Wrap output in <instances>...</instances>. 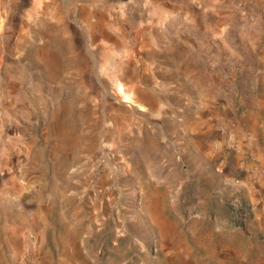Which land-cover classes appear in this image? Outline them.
<instances>
[{
	"label": "rangeland",
	"instance_id": "1",
	"mask_svg": "<svg viewBox=\"0 0 264 264\" xmlns=\"http://www.w3.org/2000/svg\"><path fill=\"white\" fill-rule=\"evenodd\" d=\"M256 215L264 0H0V264H201Z\"/></svg>",
	"mask_w": 264,
	"mask_h": 264
},
{
	"label": "crops",
	"instance_id": "2",
	"mask_svg": "<svg viewBox=\"0 0 264 264\" xmlns=\"http://www.w3.org/2000/svg\"><path fill=\"white\" fill-rule=\"evenodd\" d=\"M259 217L261 215H256V220H253L252 224L243 230L233 227L228 232V235L229 233H234L233 236L240 235L243 243L238 244L240 251L236 253L240 256H220L215 252L213 255L207 253L201 256V264H264V221Z\"/></svg>",
	"mask_w": 264,
	"mask_h": 264
},
{
	"label": "water",
	"instance_id": "3",
	"mask_svg": "<svg viewBox=\"0 0 264 264\" xmlns=\"http://www.w3.org/2000/svg\"><path fill=\"white\" fill-rule=\"evenodd\" d=\"M62 1H64V0H62Z\"/></svg>",
	"mask_w": 264,
	"mask_h": 264
}]
</instances>
